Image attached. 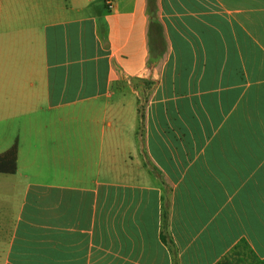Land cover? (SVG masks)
Masks as SVG:
<instances>
[{
  "label": "crops",
  "instance_id": "crops-1",
  "mask_svg": "<svg viewBox=\"0 0 264 264\" xmlns=\"http://www.w3.org/2000/svg\"><path fill=\"white\" fill-rule=\"evenodd\" d=\"M263 261L264 0H0V264Z\"/></svg>",
  "mask_w": 264,
  "mask_h": 264
},
{
  "label": "trees",
  "instance_id": "trees-1",
  "mask_svg": "<svg viewBox=\"0 0 264 264\" xmlns=\"http://www.w3.org/2000/svg\"><path fill=\"white\" fill-rule=\"evenodd\" d=\"M11 153L14 155L15 154V148H13L11 150ZM167 217H168V212L167 210L164 211V214H163V219H164V226L166 227L167 225ZM264 264V261L262 262Z\"/></svg>",
  "mask_w": 264,
  "mask_h": 264
},
{
  "label": "built area",
  "instance_id": "built-area-1",
  "mask_svg": "<svg viewBox=\"0 0 264 264\" xmlns=\"http://www.w3.org/2000/svg\"><path fill=\"white\" fill-rule=\"evenodd\" d=\"M105 3L108 7H112L114 4V0H105Z\"/></svg>",
  "mask_w": 264,
  "mask_h": 264
}]
</instances>
